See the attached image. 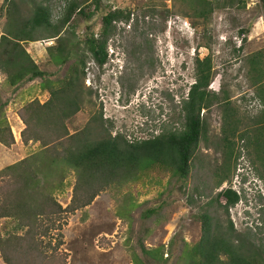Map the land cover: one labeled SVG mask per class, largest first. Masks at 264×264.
<instances>
[{"label": "rangeland", "instance_id": "obj_1", "mask_svg": "<svg viewBox=\"0 0 264 264\" xmlns=\"http://www.w3.org/2000/svg\"><path fill=\"white\" fill-rule=\"evenodd\" d=\"M37 1L48 5L54 20H58L70 0ZM188 1L101 0L99 10L89 5L88 11L95 13L90 22L84 17L77 18L83 37L88 26H93L99 36L102 17L111 9L132 12L129 23L115 25V34L108 43V62L103 68L93 60L87 64L84 90L93 91V104H84V109L68 124L72 134L83 130L100 113L108 127L113 125L112 135L123 133L132 142L153 138L164 128L182 129V101L196 80L195 61L211 56L214 77L210 90L221 99L230 97L242 121L241 132L250 129L251 141L254 140L253 121L262 115L264 107L252 86L247 59L257 53L264 54L262 1L234 0L227 7L217 8L209 21L195 18ZM7 3L0 0V35ZM22 6L25 14L32 11L31 2ZM51 45H56V41L40 40L26 45L43 69L48 68L47 48ZM113 52L119 54V60H111L115 56L111 57ZM48 99L49 94L40 88L39 80L12 88L0 75V102L5 105V116L16 142L11 148L0 144V171L38 150L39 144H22L21 132L25 125L19 112L29 102L44 103ZM83 100H87L86 95ZM222 113L218 104L205 113L207 139L200 143L187 179L176 180L171 173L156 169L136 185L122 190L107 189L89 207L67 217L62 230L52 235L57 251L50 249V252L57 256L59 264H133V253H140L142 243L149 248L165 245L167 258L172 243L179 249L183 242L195 244L201 239L200 217L205 212L224 227L230 219L239 234L264 248V199L258 198L255 192L232 207L228 215L222 209L215 212L218 206L214 200L218 193L228 188L240 191V159L249 167L264 194V164L256 156V147L247 146V142L239 139H235L238 159L234 157L230 178L217 187L215 173L224 160L217 147L224 124ZM261 155L264 159V151ZM70 180L72 187L57 195L64 208L73 194L74 177ZM129 201L136 209L129 218L122 219L118 211ZM248 203L256 207L252 218L247 213L253 210ZM146 209L156 210L158 214L143 222L141 213ZM2 224L4 236L11 225L6 220ZM59 240L63 245L57 247ZM0 264H5L1 248Z\"/></svg>", "mask_w": 264, "mask_h": 264}, {"label": "trees", "instance_id": "obj_2", "mask_svg": "<svg viewBox=\"0 0 264 264\" xmlns=\"http://www.w3.org/2000/svg\"><path fill=\"white\" fill-rule=\"evenodd\" d=\"M6 1L0 35V75L12 88L39 80L49 99L44 103L29 102L19 112L25 125L21 141L25 146L39 144L38 150L0 171V248L5 264H59L57 256L50 252V249L57 251L53 247V232H60L67 217L89 207L107 189L122 190L136 185L156 169L171 173L176 180L187 179L200 143L207 139L205 113L214 104L223 109L224 121L217 144L224 155L215 173L217 187L230 178L234 157L238 159L235 139L256 147V156L264 164L261 157L264 111L253 121L256 129L251 141L250 129L241 132L242 121L230 97L221 99L210 90L214 77L211 56L195 61L196 80L182 101V129L164 128L153 138L132 142L123 133L112 135L113 125L108 127L100 113L83 130L72 134L68 124L84 109V104H93V91L84 90L87 64L93 60L103 68L108 62V43L115 34V25L129 23L132 12L111 9L102 17L99 36L93 26H88L83 37L77 18L84 17L90 22L95 13L88 11L89 5L99 10L101 0H70L58 20H54L51 8L44 2ZM219 1L189 0L188 8L195 18L209 21L217 8L236 2ZM261 1L264 7V0ZM26 2L33 5L28 15L22 10ZM40 40L56 41V45L47 48L46 69L40 67L26 48L27 44ZM247 63L252 86L264 107V54L248 57ZM0 118V144L11 148L16 143L15 137L1 102ZM71 177L75 182L73 194L64 208L57 195L72 187L68 183ZM240 200L237 191L223 190L214 200L218 206L215 212L222 209L228 215ZM135 209L136 205L129 201L118 215L129 218ZM157 214L156 210L146 209L141 213L142 221L147 222ZM200 219L202 237L197 243L183 242L179 249L172 243L167 258L165 245L149 248L142 243L140 253H133V264H264V248L239 234L230 219L227 227L209 212ZM3 220L11 225L4 236ZM61 245L59 240L57 247Z\"/></svg>", "mask_w": 264, "mask_h": 264}, {"label": "clouds", "instance_id": "obj_3", "mask_svg": "<svg viewBox=\"0 0 264 264\" xmlns=\"http://www.w3.org/2000/svg\"><path fill=\"white\" fill-rule=\"evenodd\" d=\"M111 60L115 61V60H119V54L113 52L112 56L113 57ZM240 164H239V176H242V180L239 182V186H240V191H237L241 197L240 202H244V200H246V198L249 196V193L255 192L258 195V198H262L264 199V194L262 193V189L259 185V183L257 182V179L251 175L250 173V169L249 167L246 165L245 162H243V160L240 159ZM249 206H251L253 208V210L250 209L247 210V213L249 214V216L252 218V216L254 215V213L256 212L255 209L256 207L250 205V203H248Z\"/></svg>", "mask_w": 264, "mask_h": 264}, {"label": "crops", "instance_id": "obj_4", "mask_svg": "<svg viewBox=\"0 0 264 264\" xmlns=\"http://www.w3.org/2000/svg\"><path fill=\"white\" fill-rule=\"evenodd\" d=\"M19 126V125H18ZM22 142V141H21ZM23 144V143H22ZM12 164H14V163H12ZM8 165H10V164H8Z\"/></svg>", "mask_w": 264, "mask_h": 264}]
</instances>
